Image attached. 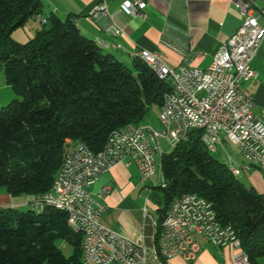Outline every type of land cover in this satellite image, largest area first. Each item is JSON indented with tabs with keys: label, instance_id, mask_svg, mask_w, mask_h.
Returning a JSON list of instances; mask_svg holds the SVG:
<instances>
[{
	"label": "trees",
	"instance_id": "16d2710c",
	"mask_svg": "<svg viewBox=\"0 0 264 264\" xmlns=\"http://www.w3.org/2000/svg\"><path fill=\"white\" fill-rule=\"evenodd\" d=\"M42 8V0H0V66L22 98L0 109V190L12 197L50 192L69 141L98 153L114 131L143 125L148 108L161 109L172 92L140 59L128 67L103 53L71 19L47 17L33 39L15 41L13 33L43 15ZM162 171L158 223L175 199L197 194L212 204L222 226L234 230L250 264L264 259V195L207 150L201 130L162 156ZM33 207L0 208V264H84L83 235L70 227L67 214ZM58 242L71 246V255Z\"/></svg>",
	"mask_w": 264,
	"mask_h": 264
},
{
	"label": "built area",
	"instance_id": "2783aa9c",
	"mask_svg": "<svg viewBox=\"0 0 264 264\" xmlns=\"http://www.w3.org/2000/svg\"><path fill=\"white\" fill-rule=\"evenodd\" d=\"M146 0H125L122 10L132 17L145 18ZM235 6L242 17V24L235 34L223 43L214 56L211 66L200 69L192 66L169 67L159 52L141 50L159 68L169 83L179 86L180 100L173 101V122H166L160 109L162 129L148 125H129L122 129V137L110 135L104 149L98 153L83 143H73L52 190L34 197L33 206L42 210L45 205H57L67 214L70 227L87 239L82 247L88 264H165L166 260L181 257L188 262L197 259L202 244L199 238L220 248L231 246L237 252L235 264H250L241 248V241L231 227L222 226L212 204L197 194H186L175 199L164 215L158 240L153 247L144 242L127 238L102 223L105 207L96 202L89 188L98 178L123 163L136 165L145 181L158 172L160 186H165L162 156L166 153L163 141L171 146L179 143V135L189 138V128L206 125L208 138L216 152L220 140H213V132L230 137V144L237 147L244 158L261 161L264 168V123L255 116V99L243 83L256 77L251 67L264 40V26L258 22L264 16V8L255 10L251 2L236 0ZM94 21L107 19L105 30L112 36L126 34L110 14L105 1L98 3L91 12ZM40 24H46L41 14L33 16ZM160 156L161 161L157 158ZM229 159L231 157L229 156ZM232 160V159H231ZM242 171H250L243 164ZM107 189L102 191V195Z\"/></svg>",
	"mask_w": 264,
	"mask_h": 264
},
{
	"label": "crops",
	"instance_id": "0c3cea01",
	"mask_svg": "<svg viewBox=\"0 0 264 264\" xmlns=\"http://www.w3.org/2000/svg\"><path fill=\"white\" fill-rule=\"evenodd\" d=\"M101 1L108 4L110 14L126 30L125 35L114 37L105 30L107 19L94 21L91 18L92 10ZM124 1L42 0V14L45 18L71 19L83 35L96 42L103 53L113 55L128 67H132L135 56L141 50H149L159 52L163 61L174 69L181 66L207 69L220 46L242 24V17L235 6L236 0H146L145 18L125 14L122 10ZM245 1L251 2L255 10L264 8V0ZM258 22L264 26V16L259 17ZM42 28L43 25L31 17L25 26L13 33V38L25 44ZM251 67L256 77L244 82L243 86L255 99V116L264 123V40ZM2 73L0 68V109L16 97ZM216 153L226 156L229 167L243 166V156L228 140ZM157 161H161L160 156ZM237 178H241L246 187H252L264 195V168L253 167L248 172L242 171ZM160 181L158 172L142 181L136 165L126 167L121 163L102 174L89 192L96 202L105 207L102 223L106 227L153 247L158 240L157 223L164 208ZM104 189H107V193L102 195ZM33 201L34 196L12 197L5 190H0V208L24 211L32 208ZM199 240L202 249L196 260L188 262L174 257L166 260L165 264H235L233 256L237 251L233 247L220 248L202 238ZM259 264H264V259Z\"/></svg>",
	"mask_w": 264,
	"mask_h": 264
},
{
	"label": "bare ground",
	"instance_id": "6f19581e",
	"mask_svg": "<svg viewBox=\"0 0 264 264\" xmlns=\"http://www.w3.org/2000/svg\"><path fill=\"white\" fill-rule=\"evenodd\" d=\"M41 17H42L43 21L48 22L47 18H45L42 15H41ZM135 58H138L141 61H143L144 63H146L157 74V76L159 77L160 80L167 81V79L165 78L164 74H162L160 69L156 68V67H153V62L148 59L147 55H145V54H137L135 56ZM170 84L172 86V92H170V93L165 95L164 104H163V106L161 108L163 114H165L166 122H173V112H172L171 105H172L173 101H179L180 100V89H179V86L175 85V84H172V83H170ZM194 130H201L202 131V137L210 136V129L207 128L206 125H198V127L189 128V135ZM115 137H122V129L118 130V131H115ZM224 137L225 136H222V139H221V132H213V140H220V147L223 146V144H224V139H223ZM187 139H188V136L179 135V143L183 142V141H185ZM202 141H203L204 145L206 146L207 150L210 153H216V151L213 150L212 143L210 142V140L208 138H202ZM244 165L249 167V168H253V167L261 168V161H257L255 158H244ZM229 168H230L231 174H233L234 176H239L241 174L239 168H236L234 166H230ZM45 207H53V208H56V209L64 212L57 205H45ZM33 208H35V207H33ZM74 231L78 232L76 230H74ZM212 245L220 247V244H212ZM82 247H87V239H83ZM83 262H84V264H88L87 257H83Z\"/></svg>",
	"mask_w": 264,
	"mask_h": 264
},
{
	"label": "rangeland",
	"instance_id": "374dc122",
	"mask_svg": "<svg viewBox=\"0 0 264 264\" xmlns=\"http://www.w3.org/2000/svg\"><path fill=\"white\" fill-rule=\"evenodd\" d=\"M1 68V67H0ZM1 70H2V68H1ZM2 72H3V70H2ZM3 74V73H2ZM3 76V75H2ZM5 77V76H4ZM14 99H17V100H22V98H20V97H18V96H16ZM12 100V98L9 100V102ZM13 101V100H12ZM11 101V102H12ZM8 102V103H9ZM10 102V103H11ZM160 110H159V108L158 107H156V106H152V107H149L148 108V110H147V114H146V117L144 118V120H143V122H142V124L143 125H148V126H152V127H154L156 130H158V131H160L161 129H162V124H161V122H160ZM224 143L228 140V141H230V137L228 136H225L224 138ZM162 145L164 146V148H165V151H166V154H169L172 150H173V146H171V145H169L168 144V142H166V141H163L162 142ZM232 147V146H231ZM213 156L216 158V159H218L220 162H222V163H224V164H226V161H227V158H226V156H224V155H221V154H214L213 153ZM229 165V164H228ZM239 179V178H238ZM241 179V178H240ZM239 179V180H240ZM58 245H60L61 246V248H62V250H63V252H64V254L66 255V256H69V255H71V253H72V248H71V246H69V245H67L66 243H61V242H58ZM47 264V263H46Z\"/></svg>",
	"mask_w": 264,
	"mask_h": 264
}]
</instances>
